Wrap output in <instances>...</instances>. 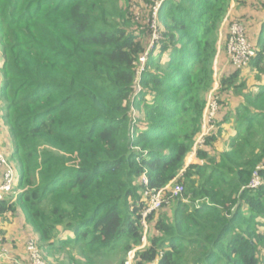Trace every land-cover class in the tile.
I'll use <instances>...</instances> for the list:
<instances>
[{
    "label": "trees",
    "instance_id": "trees-1",
    "mask_svg": "<svg viewBox=\"0 0 264 264\" xmlns=\"http://www.w3.org/2000/svg\"><path fill=\"white\" fill-rule=\"evenodd\" d=\"M131 2L0 0L2 123L22 166L0 216L21 215L47 264H125L134 251L133 264H264V16L259 30L243 23L256 54L220 75L219 110L195 147L221 26L244 1L166 0L137 95L151 32ZM193 154L203 163L186 166ZM257 171L263 184L250 190ZM144 175L168 196L184 188L147 232ZM24 253L0 261L30 264Z\"/></svg>",
    "mask_w": 264,
    "mask_h": 264
},
{
    "label": "built area",
    "instance_id": "built-area-1",
    "mask_svg": "<svg viewBox=\"0 0 264 264\" xmlns=\"http://www.w3.org/2000/svg\"><path fill=\"white\" fill-rule=\"evenodd\" d=\"M152 2V0H149ZM155 7H154V17L155 21L152 26V36L151 42L149 44L150 47L147 48V52L139 58V62L137 63L136 67V80H135V94H139L141 92L140 81L141 77L145 71V65L147 62L148 53L155 48V45L161 40V36L159 34V26L157 20V14L159 9L163 5L166 0H155ZM161 1L160 4L158 2ZM244 26L238 22H235L231 25L230 37L227 43V52L232 61V63L239 68L247 66L251 59L255 56L256 52L253 49L252 45L248 42ZM157 35L160 37L157 38ZM157 42V43H156ZM155 43V45H153ZM3 66V60L0 56V81L2 79V72L1 68ZM212 101V116L211 119H214L216 116V109H217V101L215 96H210ZM211 102L209 101V104ZM210 119V120H211ZM210 122V121H209ZM3 128V123L0 121V129ZM205 135V134H204ZM204 143V136L200 138V141L196 144V147L202 146ZM200 144V145H199ZM264 169V166L260 168V170ZM20 179L17 178L15 169L12 165L9 164L7 156L5 154V150L3 148L1 142V131H0V203L5 201L6 196H14L15 195V188L18 184ZM143 184L146 187L144 191V199L148 203V207L143 214L144 219V226L145 231L147 232L148 226L146 224V218L154 212L160 211L163 209L164 205H168L171 199H175L181 197L184 192V188L181 185L176 186L170 191V196L167 195V189L161 190H151L148 188V179L146 175L142 177ZM263 184V179L259 175L258 171L253 174V178L248 185V189L255 190L258 189ZM147 244L146 236L143 238V246ZM26 254L30 260V264H47L42 254L37 247V240L34 237H31L25 245ZM134 252H131L128 257V261L125 264H133L134 260ZM5 255L0 253V260L4 259Z\"/></svg>",
    "mask_w": 264,
    "mask_h": 264
},
{
    "label": "rangeland",
    "instance_id": "rangeland-1",
    "mask_svg": "<svg viewBox=\"0 0 264 264\" xmlns=\"http://www.w3.org/2000/svg\"><path fill=\"white\" fill-rule=\"evenodd\" d=\"M243 1H244V4H245V7L242 8V9H245L246 7L250 6L251 4H256V9L255 10L258 12L260 10L259 9L260 5H258L257 3L258 2L261 3L264 0H243ZM149 2H150L149 0H132L131 4H132V10H133L135 16L138 17V19H140L139 21H143V18H144L145 19L144 20L145 21L144 24H146V27L151 32L152 31V26H153L154 21H155V17H154V13H153V15H151V12H150L151 5L149 4ZM248 2H249V4H248ZM151 3H156V1L155 0H152ZM160 3H161V1L158 2V4H160ZM247 4H248V6H247ZM242 9H239V7L236 5V3H232L231 9H230L229 13L227 14L228 20L227 19L224 20V22H223V24L221 26V29H220V37H219V39H220V41L223 40L222 42L224 43V44H221V42L219 43L220 44V53L221 52L224 53V55L220 57V59L223 60L221 66H223L225 64L226 71L228 73L231 72V71L234 72L237 69H242V68L244 69V68L248 67V65H247L245 67L239 68L238 66L234 65L232 63L229 55H228V52H227V43H228V40H229L228 36L230 35V31H231V25H229V18H230V20H231V18H234V22L233 23L238 22V23L242 24L243 26H244V24H247V25L249 24L248 23L249 22V20H248L249 17L246 16V15H244V13L242 15L239 14L240 17H236L235 18V15L234 14L236 12L237 13H241L242 12ZM252 9H254V7H252ZM254 13L255 12L253 10V12H252L251 15H253ZM240 19H242V20H240ZM251 28H253V27H251ZM254 28L255 29H258V27L256 25H254ZM258 30H257V33H258ZM159 34L161 36L160 29H159ZM245 35H246V38H248L247 37V34H246V31H245ZM151 36H152V33L150 34L149 44L152 41L151 40ZM160 36L157 35V38L160 37ZM3 39H4V34H3L2 28L0 27V45H1L2 41H3ZM248 42L250 44H252L250 41H248ZM153 45H155V43H153ZM148 47H150V46L148 45ZM223 47H224V49H223ZM221 49H223V50H221ZM220 59H219V56H218L217 59H216V61H215V66H214V70H215L214 71V74H215L214 75L215 84H214V88L210 92L209 100L207 102V107H206V110H205V113H204L203 134L201 135V137L204 136V138L207 135V133H209V131H210V123L214 122L215 117H216L215 116L214 119H211V117H213L212 116V101L210 99V96L211 95L216 97V101H217L216 114H217V112L219 110L218 99H217L218 98L217 97V92H218V87H219L218 86V79H219V77H220L221 74L225 73V71L222 72V70H221ZM225 59H227V60L225 61ZM219 71H220V73H219ZM243 72H244V74H243L244 77H247L248 75H250L248 69L244 70ZM4 90H5V87H4ZM1 99H2V95H1V89H0V121L2 122V114L5 112V107H4V104H3V100H1ZM239 99L241 100V98H232V99H230L231 100L230 101L231 105L234 107V105L239 102ZM209 101L211 102L210 104H209ZM3 130H4V128H1L0 129V131H3ZM231 130H232V128L231 127H228L227 128V133L224 134V137L215 146L216 149H217V152L220 153L224 149L222 147V142L228 137V135L231 133ZM200 138L197 140V143L200 141ZM4 150H5V154L7 156V159H8L9 164L14 167L16 176H17L18 179H20L21 178V173H22V166H21V163L19 161V158L16 155H14V147H13V145L12 146L11 145H8L7 147H4ZM197 161H196L197 163H200L201 162L199 160H197ZM194 162H195V157H194V154H193L192 156H190L187 159L186 166H189V165L193 164ZM202 163L203 162H201V164ZM5 200L8 201V202L11 201L12 200V196H6ZM197 204L200 205V203H197ZM164 211H167L168 214L171 215V212L169 210V207H167L166 209H164ZM1 227L2 228H6L7 227V228H9L11 230H15V232L17 234L24 235L25 237H29L30 236V234L26 232L25 226H22L21 225L20 218L18 216H16V215H13V216H8L7 215L6 217L0 216V228ZM11 235H12V233L8 232L7 230H3V232L0 233V239L4 237L5 240H6V243L3 246H0V249L1 250L7 245V243H8L7 241H10L11 238H13V237H10ZM17 249H19V248L17 247ZM8 254H10V253H8ZM11 254L13 255V257H15V254L14 253H11ZM13 257L11 256V258H13ZM6 258L7 259H11V258H8V257L5 256L4 259H6Z\"/></svg>",
    "mask_w": 264,
    "mask_h": 264
},
{
    "label": "crops",
    "instance_id": "crops-1",
    "mask_svg": "<svg viewBox=\"0 0 264 264\" xmlns=\"http://www.w3.org/2000/svg\"><path fill=\"white\" fill-rule=\"evenodd\" d=\"M248 4H249V2H248ZM248 4H247V6H248ZM254 4H251L250 6H248V7H246L245 9H242V8H244L245 7V5L243 6V7H239V9H242V12L241 13H235L234 15H235V18L236 17H240V15H242L243 13H244V15H246V16H248L249 17V22L250 23H253V24H256V23H258L260 20H261V17H263L264 16V13H262V12H260V10L257 12L255 9L256 8H254V9H252V7H255V5L253 6ZM253 10H254V14L253 15H251L252 14V12H253ZM240 14V15H239ZM234 19V18H233ZM252 19V20H251ZM224 44V43H223ZM223 49H224V47H223ZM224 55V53L222 52V54H221V56H223ZM226 56V55H225ZM227 59H225V61H226ZM222 62H223V60H221L220 59V66H221V64H222ZM221 70H222V72L223 71H225L226 72V67H225V64L223 65V66H221ZM2 133H1V142H2V145H3V148L4 147H7L8 145H11L12 146V141L10 140V138L8 137V134H7V132H6V130H3V131H1ZM194 157H195V155H194ZM194 159V158H193ZM197 161V159L195 158V162L193 163V164H201V162L200 163H197L196 162ZM8 216H13V214L12 213H10ZM17 216L20 218V222H21V225L22 226H24L23 225V223H22V218H21V215L19 216V214H17ZM6 226V225H5ZM0 229H2V230H7L8 232H10V233H12V235L10 236V237H13V238H11V240L10 241H8V243H7V245H6V248H8L9 250H10V252H12V253H14L15 254V257L16 258H21V259H23V260H25L26 259V256H24V248H25V245H26V242L28 241V239L30 238V237H33V233L31 232V230H30V228H28V227H25V230H26V232L27 233H29L30 234V236L29 237H25L24 235H21V234H17L16 232H15V230H11V229H9V228H0ZM4 238V237H3ZM16 238V239H15ZM17 247L19 248V249H17ZM0 253L2 254V253H4V254H6L7 255V253L2 249V250H0ZM12 257H13V255H11ZM15 257H13V258H15ZM0 264H7L6 262H2V261H0Z\"/></svg>",
    "mask_w": 264,
    "mask_h": 264
}]
</instances>
